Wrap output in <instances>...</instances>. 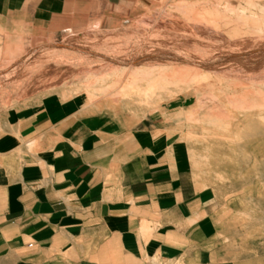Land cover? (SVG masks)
Segmentation results:
<instances>
[{"label": "crops", "instance_id": "crops-1", "mask_svg": "<svg viewBox=\"0 0 264 264\" xmlns=\"http://www.w3.org/2000/svg\"><path fill=\"white\" fill-rule=\"evenodd\" d=\"M78 1L0 0V58L82 22ZM63 91L0 120V264H264L260 186L217 173L166 115L135 124Z\"/></svg>", "mask_w": 264, "mask_h": 264}, {"label": "rangeland", "instance_id": "rangeland-1", "mask_svg": "<svg viewBox=\"0 0 264 264\" xmlns=\"http://www.w3.org/2000/svg\"><path fill=\"white\" fill-rule=\"evenodd\" d=\"M78 3L82 22L0 58V120L60 89L135 124L163 114L264 197V0H135L113 14Z\"/></svg>", "mask_w": 264, "mask_h": 264}, {"label": "bare ground", "instance_id": "bare-ground-1", "mask_svg": "<svg viewBox=\"0 0 264 264\" xmlns=\"http://www.w3.org/2000/svg\"><path fill=\"white\" fill-rule=\"evenodd\" d=\"M221 60H222V59H221ZM260 199H261V198H260ZM260 199H259V200H260ZM256 200H258V199H256Z\"/></svg>", "mask_w": 264, "mask_h": 264}]
</instances>
